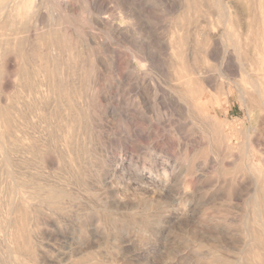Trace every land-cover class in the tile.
I'll return each mask as SVG.
<instances>
[{"label":"rangeland","instance_id":"obj_1","mask_svg":"<svg viewBox=\"0 0 264 264\" xmlns=\"http://www.w3.org/2000/svg\"><path fill=\"white\" fill-rule=\"evenodd\" d=\"M197 3L200 64L213 74L200 110L169 93L179 54L190 61L178 46L192 37L189 0L44 1L45 19L71 37L53 65L39 42L8 50L13 85L0 99L23 101L25 141L45 147L11 158L23 202L11 204L0 172V264H264L263 195L255 208L241 174L246 157L264 173V109L237 91H252L239 60L262 71L264 0ZM5 24L0 33L30 21ZM141 51L143 66L131 55ZM19 71L38 74L49 98L33 100ZM37 186L62 191L60 201L46 205Z\"/></svg>","mask_w":264,"mask_h":264},{"label":"bare ground","instance_id":"obj_2","mask_svg":"<svg viewBox=\"0 0 264 264\" xmlns=\"http://www.w3.org/2000/svg\"><path fill=\"white\" fill-rule=\"evenodd\" d=\"M44 1L46 0H0V29L4 25H6L5 22H8L9 19H12V23H22L26 20L30 21V26L26 27L25 29H21L19 31L11 33H0V86L8 88L12 87L13 85V82L10 78V73L8 72H10L11 69L16 66V64L7 56L10 47L26 43L38 44L39 42L40 47H42L44 50L43 54L49 55V58L52 61L53 65L58 60L62 52L61 44L70 39L71 34L67 27L61 26L60 18H49L48 20L45 19L44 11L42 10ZM57 1L60 4L63 3V0ZM189 2L190 8L193 11L192 14L195 17L194 21L192 22V37L189 42H187V45L185 47L184 40H181L178 46L182 50L183 48L184 50H186V54L190 56V61L186 62L184 55L182 53L179 54L180 67L177 71V75L174 81L169 83V93L178 95L180 98L186 99L195 108L200 110L202 107L199 105V103L203 97V85L212 78L213 74L207 70H203L201 67L199 46V34L201 32V25L197 21L198 19H196L198 13V0H189ZM129 29L130 27H126L120 30L118 32L119 36L121 38H124L125 35L130 31ZM206 36H210L209 32L206 34ZM233 50H238V47L235 44L233 45ZM206 54L214 60L218 59L215 43L208 46V49H206ZM131 55L134 58L138 59L139 64L142 66L144 61L151 59L149 53L145 51H141L140 53L133 52ZM246 64L247 63H245V61L239 60L240 68L242 72L247 75V78L249 79L248 82H250L252 91L244 89L242 86L237 88V91L242 98L244 94H248L250 96V93H252L257 97V99H251L253 100V103L257 104L259 108L264 109V97H262L261 95V82H264V64L261 66L262 71L260 73H258V71H256V73L251 71V74L247 72L249 69H247ZM18 74L21 78V81L25 79V81L23 82L24 87L22 88H25L26 92L33 100L49 98L50 95L48 93V90L43 88V86H45V83L43 82L42 78H38V74L33 73L25 76L21 71H19ZM137 74L139 75V73ZM47 79L48 81L55 82L56 74H50ZM68 96L70 99L73 98L72 94H68ZM24 126L25 122L23 113V101H21V99H7L3 102L2 99H0V165H4L6 167V170L3 168L4 166L0 167V172L6 171V175L8 177H11L12 179L11 191L14 193L15 198L11 199V204H13L14 200L17 198L19 199V202H23V189L25 186H27L26 183L19 180L20 178L16 177L10 169L11 158L15 156L16 159L18 157V160L22 161V158L24 159V154H26L28 150L32 152H39L45 147V145L40 144L38 140H36L37 142H35V144L27 143L24 137ZM260 153L264 155L263 150ZM252 154L255 155L254 152ZM243 159L244 157H242V160ZM247 159L248 158L246 157V159L243 161L242 165H244V171L241 174H247L248 179L252 184L253 191L251 195L254 199L253 205L255 206V208L258 206L257 198L260 196V194L263 196H261V201L259 203L260 205L264 206V178L260 179L264 176V173L261 172V170L256 171V161H253L249 164ZM234 175L231 176L234 177ZM41 194H43L42 201L46 205L52 206L60 201L62 191H59L52 186L35 187L32 195L39 196ZM255 223L260 230L264 231V220L261 216H259L258 221H255Z\"/></svg>","mask_w":264,"mask_h":264}]
</instances>
